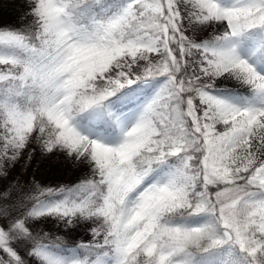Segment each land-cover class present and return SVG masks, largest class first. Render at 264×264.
Here are the masks:
<instances>
[{
	"label": "snow or ice",
	"instance_id": "snow-or-ice-1",
	"mask_svg": "<svg viewBox=\"0 0 264 264\" xmlns=\"http://www.w3.org/2000/svg\"><path fill=\"white\" fill-rule=\"evenodd\" d=\"M23 7L0 24V264H264V0ZM38 158L75 179L28 177Z\"/></svg>",
	"mask_w": 264,
	"mask_h": 264
},
{
	"label": "trees",
	"instance_id": "trees-1",
	"mask_svg": "<svg viewBox=\"0 0 264 264\" xmlns=\"http://www.w3.org/2000/svg\"><path fill=\"white\" fill-rule=\"evenodd\" d=\"M25 0H11L9 3L4 4V7L0 9V24L18 25L19 21L17 17L26 9L23 7ZM20 169L14 175H18ZM36 174L37 179L45 182L59 181V182H72L76 173L71 170H65V166L57 158L51 160H39L31 165V168L27 171L26 175L31 177ZM46 232H55L57 236L62 237L64 242H87L90 238V233L83 230H72L69 235H65V230L60 228L54 223L43 225Z\"/></svg>",
	"mask_w": 264,
	"mask_h": 264
},
{
	"label": "rangeland",
	"instance_id": "rangeland-1",
	"mask_svg": "<svg viewBox=\"0 0 264 264\" xmlns=\"http://www.w3.org/2000/svg\"><path fill=\"white\" fill-rule=\"evenodd\" d=\"M11 0H6V3H4V4H7V3H9ZM91 239V236H90V238L89 239H87V241H89Z\"/></svg>",
	"mask_w": 264,
	"mask_h": 264
}]
</instances>
